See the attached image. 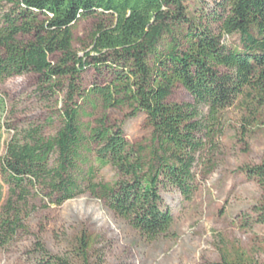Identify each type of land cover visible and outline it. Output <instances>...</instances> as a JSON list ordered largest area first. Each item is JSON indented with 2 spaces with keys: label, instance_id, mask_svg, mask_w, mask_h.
I'll return each instance as SVG.
<instances>
[{
  "label": "trees",
  "instance_id": "16d2710c",
  "mask_svg": "<svg viewBox=\"0 0 264 264\" xmlns=\"http://www.w3.org/2000/svg\"><path fill=\"white\" fill-rule=\"evenodd\" d=\"M0 14V82L25 74L38 77L46 99L62 93L61 126L54 137L37 129L12 139L0 159L9 198L1 208L0 245L22 229L29 198L60 207L82 195L101 202L148 242L168 236L173 225L161 189L189 200L196 190L193 168L203 149L206 119L243 101L264 119V0H220L209 26L186 17L187 0H5ZM95 19L89 51L73 49V29ZM238 36L239 47L222 38ZM92 70L96 80L81 85ZM176 87L194 104L171 103ZM142 113L152 134L149 145H132L122 127L103 115L94 125L80 119L86 108ZM3 102L0 100V112ZM110 167L116 180L98 181ZM244 174L261 191L257 223L264 224V164ZM96 239L83 230L71 257L48 253L37 241L34 264H104ZM206 264H249L223 257Z\"/></svg>",
  "mask_w": 264,
  "mask_h": 264
},
{
  "label": "rangeland",
  "instance_id": "374dc122",
  "mask_svg": "<svg viewBox=\"0 0 264 264\" xmlns=\"http://www.w3.org/2000/svg\"><path fill=\"white\" fill-rule=\"evenodd\" d=\"M220 0H187L186 17L193 24L209 26L219 12ZM10 5L0 0V14ZM95 19L80 21L73 29V49L81 57L89 51ZM230 48L239 47V37H223ZM92 70L82 74L84 89L96 80ZM38 77L25 74L0 82V159L12 139L21 140L24 132L37 129L45 138L55 136L61 126L59 110L63 94L46 99L37 92ZM169 101L193 105L192 97L176 87ZM203 149L193 168L196 190L185 200L174 188L161 189L160 196L173 218L168 236L148 242L124 220L113 215L101 202L82 195L60 207L45 206L47 201L32 195L23 211V228L6 244L0 245V264H34L40 241L52 255L71 257L75 239L87 230L96 239L94 249L103 254L104 264H206L241 259L249 264H264V224L257 223L256 210L262 204L255 181L244 174L245 168L264 164V119L243 109V101L220 113L216 121L206 119ZM127 109L103 111L86 108L80 121L94 125L105 115L122 127L132 144L149 145L152 131L146 117L138 113L128 118ZM264 117V116H263ZM116 173L110 167L101 170L98 181L113 183ZM9 198V187L0 169L1 208Z\"/></svg>",
  "mask_w": 264,
  "mask_h": 264
}]
</instances>
